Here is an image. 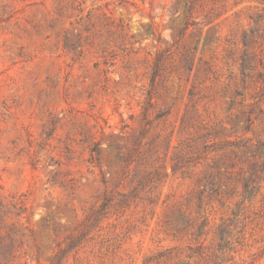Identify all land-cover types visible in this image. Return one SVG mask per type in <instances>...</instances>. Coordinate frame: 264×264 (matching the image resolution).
Segmentation results:
<instances>
[{
	"label": "rangeland",
	"instance_id": "obj_1",
	"mask_svg": "<svg viewBox=\"0 0 264 264\" xmlns=\"http://www.w3.org/2000/svg\"><path fill=\"white\" fill-rule=\"evenodd\" d=\"M0 264H264V0H0Z\"/></svg>",
	"mask_w": 264,
	"mask_h": 264
}]
</instances>
